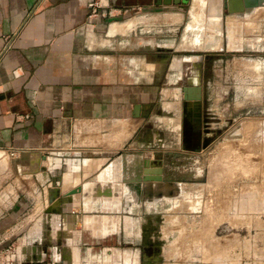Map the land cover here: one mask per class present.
<instances>
[{
  "label": "rangeland",
  "instance_id": "obj_1",
  "mask_svg": "<svg viewBox=\"0 0 264 264\" xmlns=\"http://www.w3.org/2000/svg\"><path fill=\"white\" fill-rule=\"evenodd\" d=\"M222 1L186 3L189 13L161 28L178 60L193 59L167 94L176 107L162 111L158 100L129 146L114 150L113 159L132 157L113 204H81L96 224L71 229L32 202L1 233L0 264H264V4L222 24ZM144 167L162 174L144 180ZM149 182L168 189L144 194Z\"/></svg>",
  "mask_w": 264,
  "mask_h": 264
},
{
  "label": "crops",
  "instance_id": "obj_2",
  "mask_svg": "<svg viewBox=\"0 0 264 264\" xmlns=\"http://www.w3.org/2000/svg\"><path fill=\"white\" fill-rule=\"evenodd\" d=\"M188 4L0 0V237L32 202L50 205L58 224L71 229L83 219L81 204H113L117 173L132 157L113 159L114 150L129 146L158 100L174 92L183 62L193 59L178 60L172 42L161 38L162 27L189 13ZM216 13L222 24L241 15L229 14L223 3ZM175 107L168 100L160 105ZM55 175L60 189L50 203ZM82 224L96 223L85 216Z\"/></svg>",
  "mask_w": 264,
  "mask_h": 264
},
{
  "label": "water",
  "instance_id": "obj_3",
  "mask_svg": "<svg viewBox=\"0 0 264 264\" xmlns=\"http://www.w3.org/2000/svg\"><path fill=\"white\" fill-rule=\"evenodd\" d=\"M189 0H174V3L175 4H179V3H182V4H186L188 3ZM161 1H156V4H160ZM264 4V0H223V7L226 9V11L229 13V14H243V13H246V12H249L251 13L252 10H254L256 7L258 6H261ZM198 89V91L200 92V89L199 88H196ZM187 90V87L184 88V91ZM200 98V96H198V99ZM140 105L136 104L134 105V109L137 110L139 109ZM147 161V159H146ZM155 162V161H153ZM147 165L148 163L147 162H144V165ZM156 164H160L159 162L156 163ZM149 167V166H148ZM144 175L143 176V179L144 180H149V176L147 177L146 175L147 174H150V172H157L158 176L160 174H162V169L160 167H156L155 169H151L152 171L148 170L147 167H144ZM155 176V175H154ZM152 176V177H154ZM158 176H155L156 179H160ZM161 180V179H160ZM60 182V179H58V175H55L53 178H52V186L48 189V192H51L53 189L52 187L56 188L55 191H59V184ZM59 188V189H58ZM76 189H72L70 191V193H73ZM60 195L57 196V198L59 197ZM56 199V198H55ZM55 199H53L52 197H49L48 198V202H52V200L54 201Z\"/></svg>",
  "mask_w": 264,
  "mask_h": 264
},
{
  "label": "bare ground",
  "instance_id": "obj_4",
  "mask_svg": "<svg viewBox=\"0 0 264 264\" xmlns=\"http://www.w3.org/2000/svg\"><path fill=\"white\" fill-rule=\"evenodd\" d=\"M246 13H248V12H246ZM165 46V45H164ZM195 92H198V89H196L195 90ZM189 97H190V95H189ZM196 99V100H198V95L197 96H194V97H192V99ZM191 101V100H190ZM260 123V122H259ZM249 124V123H248ZM246 125V124H245ZM248 126V125H247ZM246 126V127H247ZM256 135V134H255ZM243 142V141H242ZM223 162V161H222ZM128 164V163H127ZM230 167H231V165H230ZM229 167V168H230ZM150 180V179H149ZM151 181V180H150ZM152 184H153V182H149V183H147V188H145V187H143L145 190H144V194L145 193H148L149 192V194H156L158 197H160L161 195H164V192L166 193V191H164V190H162V188L163 187H160V186H158L157 184H155V187H152ZM157 185V186H156ZM137 187V186H136ZM133 188V187H132ZM138 188V187H137ZM152 188H154V189H152ZM164 188H167V187H164ZM163 188V189H164ZM53 190L51 191V192H49V194H50V197H52L53 199H54V195H56V193H57V191H55L56 190V188H52ZM152 189V190H151ZM168 189V188H167ZM140 189L138 188V193H140ZM151 191H153V192H151ZM153 194V195H154ZM170 195V194H169ZM53 201V200H52ZM51 203V202H50Z\"/></svg>",
  "mask_w": 264,
  "mask_h": 264
},
{
  "label": "built area",
  "instance_id": "obj_5",
  "mask_svg": "<svg viewBox=\"0 0 264 264\" xmlns=\"http://www.w3.org/2000/svg\"><path fill=\"white\" fill-rule=\"evenodd\" d=\"M93 7L94 8H93V11L92 12L95 13L96 12L95 8L97 7V4L93 5Z\"/></svg>",
  "mask_w": 264,
  "mask_h": 264
}]
</instances>
